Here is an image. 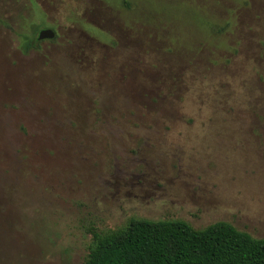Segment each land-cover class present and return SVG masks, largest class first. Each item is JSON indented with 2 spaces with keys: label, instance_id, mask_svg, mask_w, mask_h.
<instances>
[{
  "label": "rangeland",
  "instance_id": "obj_1",
  "mask_svg": "<svg viewBox=\"0 0 264 264\" xmlns=\"http://www.w3.org/2000/svg\"><path fill=\"white\" fill-rule=\"evenodd\" d=\"M36 1L0 0V264L132 219L264 239V0Z\"/></svg>",
  "mask_w": 264,
  "mask_h": 264
},
{
  "label": "trees",
  "instance_id": "obj_2",
  "mask_svg": "<svg viewBox=\"0 0 264 264\" xmlns=\"http://www.w3.org/2000/svg\"><path fill=\"white\" fill-rule=\"evenodd\" d=\"M24 35V34H23ZM25 34L24 52L43 41ZM83 264H264V239L228 222L196 229L184 220L132 219L117 230H89Z\"/></svg>",
  "mask_w": 264,
  "mask_h": 264
},
{
  "label": "water",
  "instance_id": "obj_3",
  "mask_svg": "<svg viewBox=\"0 0 264 264\" xmlns=\"http://www.w3.org/2000/svg\"><path fill=\"white\" fill-rule=\"evenodd\" d=\"M56 37L55 32L52 29H45L40 32L39 40H53Z\"/></svg>",
  "mask_w": 264,
  "mask_h": 264
},
{
  "label": "crops",
  "instance_id": "obj_4",
  "mask_svg": "<svg viewBox=\"0 0 264 264\" xmlns=\"http://www.w3.org/2000/svg\"><path fill=\"white\" fill-rule=\"evenodd\" d=\"M35 3L37 4L36 6L38 7V1L35 0ZM33 8V7H32ZM35 10V9H34Z\"/></svg>",
  "mask_w": 264,
  "mask_h": 264
}]
</instances>
